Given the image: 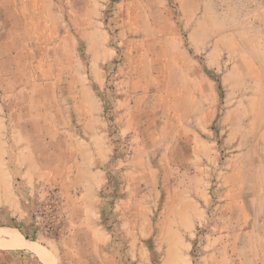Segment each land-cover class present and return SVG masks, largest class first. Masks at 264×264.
<instances>
[{"label":"rangeland","instance_id":"rangeland-1","mask_svg":"<svg viewBox=\"0 0 264 264\" xmlns=\"http://www.w3.org/2000/svg\"><path fill=\"white\" fill-rule=\"evenodd\" d=\"M184 54L212 113L197 162L165 167L148 96L140 135L119 133L111 102L131 114L150 58L158 73ZM242 164L248 235L219 204ZM259 165L264 0H0V247L41 264H264Z\"/></svg>","mask_w":264,"mask_h":264},{"label":"crops","instance_id":"crops-1","mask_svg":"<svg viewBox=\"0 0 264 264\" xmlns=\"http://www.w3.org/2000/svg\"><path fill=\"white\" fill-rule=\"evenodd\" d=\"M167 59L170 58H165L166 62ZM153 60V58H150L148 61L150 64L145 71V75L140 74L139 82L142 94L136 97L137 100L135 105L131 107L132 109L134 107L131 114L126 110L130 108L131 102L128 103V99L125 95H122L123 97L120 99H112L111 103L114 107L113 110L115 113L118 112V115L122 119V125L119 126L118 131L122 135L127 129L130 133L142 134L136 119H138L137 114L142 113L143 109L141 106L143 105L144 98L148 96L149 100L146 105L152 117L156 119L150 124H156L155 129H152V131L159 135L162 134L163 142L167 144V150H164L160 155L162 156V164L165 167H177L180 164L189 166L191 163L197 162L196 156H193L195 145L191 144V142L194 144V141L197 140L196 125L207 123L212 113L211 93H208V97L207 94H205L204 98L201 96L208 88H212L210 76H207L206 72L201 73L198 71L195 61L187 55H185L183 60L184 63L178 70H176L172 64H167L163 61V70H160L158 73H155L154 67H152ZM186 66H188V68H186ZM132 83L135 86L138 82L135 78L132 82H130V79H124L122 82L123 87L119 88L118 92H122L123 94L128 93V89ZM130 117H132V119L129 123ZM96 121L99 122V117L93 114L92 122L94 130ZM158 123H160V125H158ZM84 154H89V151L86 150ZM254 167H256V164ZM261 167L263 168V165H259L260 170L263 171L264 169ZM24 172L28 173V168L24 170ZM21 177H23V174ZM259 180L260 182L258 181L255 192L256 197L251 201H256L257 206L255 207H258L257 209H259L263 215L261 218L263 223L260 224L264 225V181L261 180V176ZM69 181H62L65 187L72 186ZM72 181L74 180H71V182ZM28 182L29 180L27 178V182L24 180L22 184H29ZM243 188L244 164L238 166L235 179L222 190V194L224 195L222 199L224 200L219 204L223 209H236L237 212H240L237 219L231 215H228V219H231L232 224L236 223L237 228H244L246 231L245 233L248 235L249 231L247 228L250 226L252 215L247 210L246 204L248 202L246 204L245 202H243V204L241 203V192ZM228 193H230L229 196H227ZM203 195L204 192L201 191L200 196L202 197ZM260 253L262 254V252ZM0 264H41V262L37 259L29 258L22 250L0 247Z\"/></svg>","mask_w":264,"mask_h":264},{"label":"bare ground","instance_id":"bare-ground-1","mask_svg":"<svg viewBox=\"0 0 264 264\" xmlns=\"http://www.w3.org/2000/svg\"><path fill=\"white\" fill-rule=\"evenodd\" d=\"M6 230V229H5Z\"/></svg>","mask_w":264,"mask_h":264}]
</instances>
